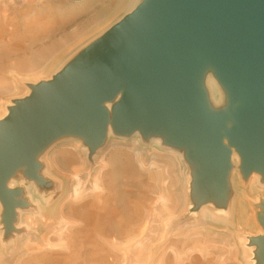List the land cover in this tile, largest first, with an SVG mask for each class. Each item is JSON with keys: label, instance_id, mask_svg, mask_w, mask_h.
I'll use <instances>...</instances> for the list:
<instances>
[{"label": "rangeland", "instance_id": "rangeland-1", "mask_svg": "<svg viewBox=\"0 0 264 264\" xmlns=\"http://www.w3.org/2000/svg\"><path fill=\"white\" fill-rule=\"evenodd\" d=\"M50 1L55 0H4V4L7 8L15 2L24 18H31L36 12L46 14L41 8ZM56 1L62 11H81L59 29H46L47 20L38 22L41 31L52 30L43 43L51 39L62 45L49 49L33 70L19 69L14 58L0 60V119L34 86L52 80L128 14L118 11L93 22L92 12L81 9L84 0ZM7 10L11 15L13 11ZM15 25L9 23L5 32L0 31L4 41ZM16 26L19 32L26 29ZM73 33L78 37L63 44V36ZM41 44L34 43L32 50H40ZM29 51L16 49L13 54ZM206 66L216 77L215 67ZM203 94L206 105L214 108ZM120 95L121 91L102 104L108 121L95 149L84 136L61 133L35 152L33 175L22 163L6 180V186L16 190V205L5 223L0 201V264H259L261 245L256 239L264 236V174L245 172L238 147L224 136L230 158L221 185L199 179V163L190 158L188 147L170 142L167 130L115 129L112 109ZM231 123L228 120L223 131ZM74 187L80 189L78 195H73ZM221 208L225 211H218ZM88 210L99 212L94 220L103 228L101 233L87 230ZM93 254H98L97 263Z\"/></svg>", "mask_w": 264, "mask_h": 264}, {"label": "water", "instance_id": "water-1", "mask_svg": "<svg viewBox=\"0 0 264 264\" xmlns=\"http://www.w3.org/2000/svg\"><path fill=\"white\" fill-rule=\"evenodd\" d=\"M207 63L226 86L233 112L206 105L200 75ZM119 91L115 129L167 130L170 142L188 147L199 163V179L221 185L230 158L224 136L238 147L245 172L264 174V0H147L17 100L0 119L5 223L16 205V190L6 186L15 168L23 163L33 175L35 152L64 132L84 136L95 149L108 121L102 104ZM256 242L263 264L264 236Z\"/></svg>", "mask_w": 264, "mask_h": 264}, {"label": "bare ground", "instance_id": "bare-ground-1", "mask_svg": "<svg viewBox=\"0 0 264 264\" xmlns=\"http://www.w3.org/2000/svg\"><path fill=\"white\" fill-rule=\"evenodd\" d=\"M83 6H81V9H84L85 11H91L92 12V20L93 22L98 21H104L108 15H112L118 11H127L128 14L136 10L138 7V4L141 0H84ZM9 5V4H8ZM12 7H7L4 4V0H0V31L5 32L6 31V25L7 24H18L21 28H26L25 31L19 32L17 26L15 25V29L10 31L11 37L10 39L4 41L3 37L0 36V60L2 61H9L13 60L15 63L18 64V68L25 71H31L34 69V67L42 61L43 58L48 56L50 54L49 49H54L56 47H59L62 45H58V41H53L51 39H48L45 43H43V40L46 38L45 36H48L53 29H59L64 26H66L68 23L72 22L75 18V15L79 13L81 10H74L71 12H65L62 11L60 8L59 3L55 1H50L48 4H46L44 7L41 8V10L44 9V12L46 14L42 15L39 13H34V16L31 18H24L23 12L18 10L19 7H16V3L12 2ZM13 11L10 15L8 10ZM10 15V16H9ZM39 15V17H37ZM9 16V18H8ZM42 20H47L46 29H52L46 31H41L40 29H43L42 27H39L38 22H42ZM15 22V23H14ZM90 24V23H89ZM82 26L78 27V30H81ZM82 32V31H81ZM80 35L81 33L78 32ZM1 35V32H0ZM63 39V44L70 43L69 41L75 37H78L77 34H65ZM22 40L28 41L27 43L22 42ZM41 42L40 50H32V46L36 42ZM30 48L29 53L26 54H13L14 50L20 49L24 50ZM46 48V49H45ZM66 54V53H65ZM64 56V54H63ZM210 67L207 66L203 69L200 75L202 88L204 89L206 96L208 100L212 104L219 105L222 102H225L228 96V90L226 86L220 81V79L215 75L213 76L210 73ZM235 157H238V154L236 152ZM253 177H256V174H253ZM253 182V180H252ZM95 186H98V184H94ZM73 195H78L80 193V189L78 187H74L73 189ZM40 205L43 204L41 201L38 202ZM87 207V206H86ZM40 209V206H39ZM218 211L223 212L225 211L223 208L218 209ZM99 212H95L93 210H88L86 216L87 220V230L90 231H96L97 233H101L103 231V228L101 225L99 226V223L97 220H94L95 217H97ZM41 215V214H40ZM208 213L205 214V217H208ZM144 224V223H143ZM142 226L143 231L146 230V224ZM117 232L120 231L119 225H114ZM90 238L86 239L89 241ZM75 242H70V246H74ZM88 244H92V241H89ZM95 248V247H94ZM94 255V263H97L99 261V258L95 259Z\"/></svg>", "mask_w": 264, "mask_h": 264}, {"label": "crops", "instance_id": "crops-1", "mask_svg": "<svg viewBox=\"0 0 264 264\" xmlns=\"http://www.w3.org/2000/svg\"><path fill=\"white\" fill-rule=\"evenodd\" d=\"M216 105V104H213ZM236 106H234V104H231V96L228 94L227 99L225 100V102H222L219 105L214 106V108H210L209 110L215 113H224V114H228V112H233L234 108ZM14 172H12L13 174ZM12 174L10 176H12Z\"/></svg>", "mask_w": 264, "mask_h": 264}]
</instances>
